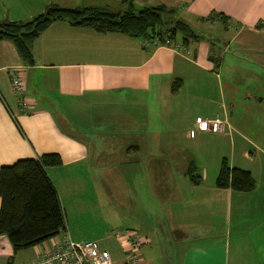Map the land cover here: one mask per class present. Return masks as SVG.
Returning a JSON list of instances; mask_svg holds the SVG:
<instances>
[{
    "label": "crops",
    "instance_id": "crops-1",
    "mask_svg": "<svg viewBox=\"0 0 264 264\" xmlns=\"http://www.w3.org/2000/svg\"><path fill=\"white\" fill-rule=\"evenodd\" d=\"M120 3L0 0V24L29 21L53 4L118 10ZM136 5L176 10L197 38L180 34L174 45L153 46L60 21L32 44V66L0 41V170L59 154L62 165L47 173L66 216L64 235L98 242L113 264L126 263L132 237L142 241L141 264H264V0ZM220 23L226 34L230 23L237 29L221 36L234 55L204 39ZM12 69L23 76L28 109L12 92ZM217 115L228 121L223 133L197 131L198 118ZM223 159L249 171L255 188H218ZM56 240L15 253L0 235V264H35Z\"/></svg>",
    "mask_w": 264,
    "mask_h": 264
},
{
    "label": "trees",
    "instance_id": "trees-1",
    "mask_svg": "<svg viewBox=\"0 0 264 264\" xmlns=\"http://www.w3.org/2000/svg\"><path fill=\"white\" fill-rule=\"evenodd\" d=\"M137 0H121L118 10L97 7L63 8L50 5L46 11L26 22L1 23L0 41L12 42L24 63L34 65L32 44L55 22L74 27H89L99 33H120L133 38L149 39L170 32L171 40L182 34L189 39L196 34L192 28L176 20V10L166 6L136 5ZM223 18V17H222ZM175 21V26L164 29ZM62 165L59 154H44L38 159H20L0 170V235L10 240L14 252L41 245L66 232L64 209L56 186L47 168ZM195 170L188 171L193 184L199 180ZM255 180L249 171L231 168L223 159L216 179L218 188L250 192Z\"/></svg>",
    "mask_w": 264,
    "mask_h": 264
},
{
    "label": "built area",
    "instance_id": "built-area-1",
    "mask_svg": "<svg viewBox=\"0 0 264 264\" xmlns=\"http://www.w3.org/2000/svg\"><path fill=\"white\" fill-rule=\"evenodd\" d=\"M147 43L153 46L174 45L170 32H166L162 36L156 35L149 38L146 40ZM10 75L13 94L18 98L20 106L28 109L29 106L23 99L25 85L22 74L12 69ZM226 125H228V121L220 115H217L211 120H203L201 118L196 120V128L199 132L220 134L224 132ZM64 234L57 237L52 249L45 250L40 255L39 261L35 264H113L110 254L102 250L98 242H75L68 235ZM141 244L142 241L140 238H128L126 246L127 261L125 264H141V256L139 253Z\"/></svg>",
    "mask_w": 264,
    "mask_h": 264
},
{
    "label": "rangeland",
    "instance_id": "rangeland-1",
    "mask_svg": "<svg viewBox=\"0 0 264 264\" xmlns=\"http://www.w3.org/2000/svg\"><path fill=\"white\" fill-rule=\"evenodd\" d=\"M168 25V24H167ZM224 24L223 23H220L219 25H217V27H212L209 29V32H207L206 34H204L205 38L207 41L209 42H213L217 45L216 47V53L217 51L220 52V54H222L223 56L225 55H234L235 54V49L234 47L232 46L230 48V50H226L227 47H229V41L228 40H223L221 36L225 35L226 37H230L232 35H235L237 33V29L235 28L234 26V23H230V26L228 27L229 28V34H226L224 32H226V29L224 28ZM213 37H216L217 38V41H213L211 40V38ZM217 55V54H216ZM217 58L219 59L218 55H217ZM104 144L103 146L106 148L107 147V139L104 138ZM107 149V148H106ZM122 176V175H121ZM126 186L123 184V183H119V184H116L114 186V188L116 189V191L118 193H121L122 192V189H124Z\"/></svg>",
    "mask_w": 264,
    "mask_h": 264
}]
</instances>
